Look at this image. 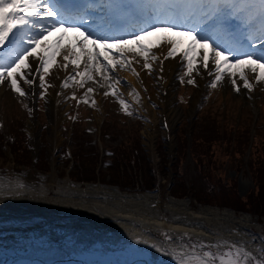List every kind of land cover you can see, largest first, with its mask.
<instances>
[{"label": "rangeland", "instance_id": "374dc122", "mask_svg": "<svg viewBox=\"0 0 264 264\" xmlns=\"http://www.w3.org/2000/svg\"><path fill=\"white\" fill-rule=\"evenodd\" d=\"M53 73L52 70L47 77L52 84L55 83ZM147 78V85L151 86L153 94H157L159 88L157 90L154 77ZM75 80H79V76ZM175 89L182 112L170 127L171 146L167 144L160 124L157 130L154 127L146 130L149 120L145 123L144 117L139 119L128 115L115 97L112 100L102 98V108L98 106L86 112L83 122L72 123L71 119L64 118L68 123L63 125L60 122L58 135L56 131L55 134L52 132L51 118L45 107L39 115H32L15 99L11 102L3 100L0 102L3 117L0 129V188L24 184L27 176L32 183H42L43 188L50 179V192L56 190L70 194L73 189L89 184L94 190L102 192L104 197L117 195L112 198L124 205L132 204L133 207L129 208L133 209L131 211L136 209L141 212L142 208L154 214L151 209L158 204L166 208L159 210L164 219L199 213L201 218H194L193 225L204 221L211 223L213 219L219 223L208 225L213 226L211 229L201 224L205 235L188 236L181 241L184 245L179 242L181 247L191 243L199 246L200 242L215 245L227 241V245L210 249L197 247L196 252L202 255L203 251H211L215 255L234 244L251 253L256 260L264 262V96L257 92L252 96L245 95L250 100L243 101L239 93L223 87L214 90L201 103L202 106L207 103L205 115H202L201 106L196 111L190 110L195 87L176 86ZM149 93L146 97L151 104L149 115L153 117L159 102L152 103ZM217 114L219 116L215 117ZM31 117L34 119L32 122L29 120ZM148 130H152V138L147 136ZM26 131L28 136L25 135ZM53 135L56 140L52 139L55 138ZM32 139H35V145ZM135 146L139 147L137 151ZM105 147L114 149L113 154L107 155ZM72 157H75L74 164ZM109 157L112 163L106 165L104 159ZM247 165L252 174L246 169ZM70 167L73 169L70 170ZM68 174L75 179L92 174L97 179L73 180ZM112 180L117 183L113 184ZM153 180L155 187L142 191ZM119 186L122 190L118 189ZM130 187L133 189H128ZM116 189L123 194L139 193L157 197L151 203H148L150 200L132 202L116 193ZM205 206L217 207L220 213H228L222 212L225 208L232 210L228 214L233 221L230 217L229 220L226 216L215 217L200 209ZM160 235L164 243H168L166 235ZM127 246L140 248L136 244ZM191 246L177 253H188ZM141 248L148 251V255L155 256L150 246L143 245ZM169 248L172 256L177 248L164 245L163 251ZM160 254L161 259L163 253ZM248 264H254L251 258Z\"/></svg>", "mask_w": 264, "mask_h": 264}, {"label": "snow or ice", "instance_id": "6c2138e0", "mask_svg": "<svg viewBox=\"0 0 264 264\" xmlns=\"http://www.w3.org/2000/svg\"><path fill=\"white\" fill-rule=\"evenodd\" d=\"M184 3L187 4L188 0H184ZM259 4V33L260 37H264V0H259ZM229 9L232 10L231 13L227 11ZM244 12L245 9L237 8L233 0H201L199 21L192 27H185L195 13L179 4H170L167 13L157 12L152 23L126 35L117 36L97 35L88 28L69 23L52 0H0V48H4L17 32L28 30L31 33L23 44L19 39H12V47L0 54V86L7 83L14 93L25 97L27 93L20 82L33 87L38 77L39 88L42 89L40 97L46 99V88L49 85L46 84L45 76L58 63V55L62 56L64 69L69 65L79 68L82 61L84 64V71L76 72L75 76H67L61 86L69 87L68 82L80 76L84 79L77 80L76 83L83 87L85 80H94L92 72L104 80H110L109 73H114L117 67H130L131 60L127 53L143 58V67L152 71V62L158 59L152 54V50L166 47L164 59L176 58L179 54L186 62L185 75L189 77L188 84L195 83L193 72L199 73L200 68L207 71L211 66L214 69V72L209 71V75H214L211 87H216L227 76L231 79L234 90L238 92V77L243 82L242 86L251 91L253 84L249 82L246 72L255 74L257 83L264 82V40L253 37L257 39L261 53L255 51L257 44H249L248 51L238 54L222 48L214 42L213 37L219 18ZM161 15H166L167 19L161 20ZM242 19L245 25H250L254 17L247 14ZM33 29L36 31L32 32ZM68 33L73 35L65 45L62 41ZM53 36L54 39L50 40ZM160 63L162 65L163 61ZM92 91L91 88L87 89L88 93ZM111 94L116 95L115 92ZM118 102L125 110L128 109L129 105L124 100L120 99ZM17 187L24 188L25 185L21 183ZM15 194L22 193L17 191ZM166 238L171 239L167 234ZM221 244L227 245L228 242H218L215 245L200 242L199 246L192 245L188 253H177L173 259L176 264H248L251 258L254 264H264L234 244L228 245L223 253L215 255L211 251H203L202 255L196 252L197 247L210 249Z\"/></svg>", "mask_w": 264, "mask_h": 264}, {"label": "bare ground", "instance_id": "6f19581e", "mask_svg": "<svg viewBox=\"0 0 264 264\" xmlns=\"http://www.w3.org/2000/svg\"><path fill=\"white\" fill-rule=\"evenodd\" d=\"M166 53V47L154 48L152 50V54L158 57L156 61L152 62L154 75H158L159 77V75L163 74L164 79L158 78L157 85L159 86L160 91L156 94L155 99L159 102L158 109L154 111L153 117L150 116L146 119V121L149 120L148 125H146V130L149 127H154V130H157L158 125L163 119L162 114L166 115L168 123L172 124L181 113L180 105L175 102L173 89L176 83V78L178 77V75H176V67L178 63L185 62L179 54H177L176 58L164 59ZM57 59L58 63L56 65V71H61L64 62L62 57H58ZM160 61H163L162 65ZM33 63H36V61H33ZM130 67L135 70L132 71L135 75L129 74L130 85L132 84V90H135L139 95L141 91L140 87L144 85V79L142 76L137 77L136 74L142 67H140L137 60ZM161 67L163 68L162 71ZM200 69L204 72L205 77L208 70L206 71L203 68ZM202 80L203 78L198 82V88L195 91L193 100L201 94ZM2 89L3 86L0 87L2 95L11 98L10 93L3 91ZM143 93H145V91ZM48 97L49 102L47 105L51 118L50 125L53 134H55L53 127L57 126L61 117L62 109L54 92L51 91ZM140 98L141 106L144 111L149 113L150 104L148 103L146 96L143 94ZM193 100L192 104L194 103ZM145 105L146 107L144 108ZM163 132L165 133V130H163ZM147 136L149 138L153 137L152 130H148ZM166 142L171 146V135H169V139L166 140ZM27 183L33 185V187L36 185V183H32L29 177H27ZM50 187L51 182L49 179L45 183L44 191L41 193H44ZM96 190L87 184L81 189L77 188L71 191L70 194L77 198L74 201L76 206H78L83 212L81 215L70 213L68 215L63 214L61 208L68 204V202L66 204V199L63 197H59L58 201L54 203L53 208L48 209L39 206V202L44 204L45 201L39 198L38 193L33 192L32 190L26 189L25 191L31 192L32 196L24 198L22 197L23 195L15 198V196L6 195L5 193L1 194L0 255H4V257L0 260V264H141L140 257H142V255L136 254L131 249H126V247L119 244L122 239H118L117 237L121 230L126 231L124 234H131L132 237L135 238H139L140 236L142 238L146 236L152 238V235H154L151 231L152 227H160L162 232L170 233V237H176L178 235L185 236L184 233H195L196 231L192 228L203 229V226H206L211 229L213 226L208 225L219 223L218 220L213 219L211 223H207L206 221L202 223L199 222V225H195L197 227L186 224L188 221L193 224L192 222L194 221V218H201L199 217V213H186L189 214L188 217L183 216L178 219L171 218L172 216L164 219L160 216L159 210H166V208L160 207L158 204L154 209H151L155 214L151 215V212L149 213V217L146 216L145 213L139 212L136 209L130 212L124 211L129 210L133 205L121 204L115 200L116 197H104L102 192ZM114 191L120 195L122 194L121 196H125L128 200H132V202L150 200L148 203H151V200L156 201L157 197L155 195L150 197L147 194L146 196L139 193L123 194L119 193L117 189ZM152 197H155V199ZM83 198H87V200L84 201L82 200ZM107 198H111V200L104 202L106 201L104 199ZM19 200L22 201L19 202ZM182 203L186 202L183 201ZM124 207H127L128 209H124ZM210 207L208 208L205 206L200 209H204L203 211L207 213L209 212L215 217L226 216L229 220V214L232 210L225 208L222 212H228L229 214L220 213L217 207ZM141 209L142 208H140V210ZM155 211H157V213ZM112 216H129L132 220L137 219L143 224V226L145 221H148V224L145 225L144 229H140L141 226L138 225L130 227L132 221H115L111 219L113 218ZM231 220L233 221L232 218ZM235 222L237 223L240 221ZM238 225L239 224H237V226ZM202 229L197 230L204 233V230ZM112 231H114V233L110 234ZM146 264H148V262H146Z\"/></svg>", "mask_w": 264, "mask_h": 264}]
</instances>
